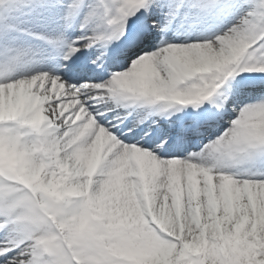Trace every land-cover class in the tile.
Here are the masks:
<instances>
[{"label": "snow or ice", "instance_id": "1", "mask_svg": "<svg viewBox=\"0 0 264 264\" xmlns=\"http://www.w3.org/2000/svg\"><path fill=\"white\" fill-rule=\"evenodd\" d=\"M0 264H264V0H0Z\"/></svg>", "mask_w": 264, "mask_h": 264}]
</instances>
